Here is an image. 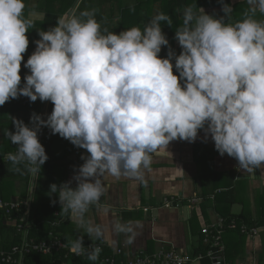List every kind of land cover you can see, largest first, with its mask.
<instances>
[{"label":"clouds","instance_id":"obj_1","mask_svg":"<svg viewBox=\"0 0 264 264\" xmlns=\"http://www.w3.org/2000/svg\"><path fill=\"white\" fill-rule=\"evenodd\" d=\"M219 2V18L184 7L174 36L179 54L163 32L161 22L172 25L163 12L119 34L104 28L95 10L65 12L55 26L38 30L22 82L27 33L44 14L28 10L26 0H0V106L21 96L53 104L46 119L33 112L29 124L12 120L15 131L4 136L17 147L6 159L15 173L35 178L49 159L38 138L42 128L84 149L72 180L51 184L48 195L90 239L115 246L113 237L125 234L133 243V222L94 223L86 214L107 193L106 175L143 180L152 155L174 140L192 143L203 131V141L210 137L242 172L264 169V19L256 16L264 17V0H246L248 10L234 23L232 6ZM69 244L93 264L102 252L87 251L83 236Z\"/></svg>","mask_w":264,"mask_h":264},{"label":"crops","instance_id":"obj_2","mask_svg":"<svg viewBox=\"0 0 264 264\" xmlns=\"http://www.w3.org/2000/svg\"><path fill=\"white\" fill-rule=\"evenodd\" d=\"M114 1L105 0L101 4L97 1L91 3L96 13L95 18L102 26L104 22H108L110 11L119 12V5ZM173 1L176 0H121V6L123 9L139 6L149 17L157 9L170 16L167 10ZM26 3L28 10H35L44 15L43 18L35 19V28H30L27 33L30 43L21 65L22 82L24 75L28 73V70L23 67V63L35 50L34 41L39 39L38 30H47L55 26L57 18L65 12L73 9L77 11L80 0L73 8H68L66 11L67 0H26ZM224 3L233 8L231 16L228 18L229 22L233 23L242 19L249 7L246 0H224ZM186 4L193 6L197 12H199V8H203L207 14L215 15L217 18L224 16L219 0H186ZM90 7L87 5L81 11H90ZM178 13L179 23L175 29L183 24V10ZM135 14L137 17L138 12ZM256 16L264 19L259 13ZM118 24L119 18H116L114 25L117 27ZM161 24L164 26L165 22H161ZM170 41L173 42L172 49L179 54L181 49L178 42L171 37ZM166 54L167 48H162L160 56L166 57ZM19 102V99H13L0 106L2 109L0 112V147H4L7 152L16 149L17 145L12 144L4 136V132L7 129L14 132L15 128H7L2 125L8 123L7 120L12 122L14 118L26 121L34 112L32 109H23L22 105L19 107ZM47 108L50 111V102H47L46 105L44 102L39 111L44 119L47 118ZM7 109L10 113H7ZM41 130L43 131L45 128ZM203 137L204 133L201 131L195 142L174 140L167 146L166 151L161 149L154 153L150 170H145L143 180L124 176L118 179L108 175L104 177L108 191L102 197L100 205L91 207L86 216L94 223L100 224H110L116 218L122 223L133 222L137 235L132 244L126 242L125 234L113 237L118 241L115 246H111L107 239L98 240L94 237L90 239L84 229L69 218L60 228L62 233L67 236L68 242L77 236H83V245L103 241L109 250L124 245L126 254L138 251L153 254L161 248H175L187 254H193L201 247V229L222 218L219 211H228L229 214H227L235 218L240 215L251 217L254 221L263 218L264 169H257L254 176L242 172L238 169V162L234 158L226 154L221 157L215 150L211 138L209 137L207 142H204ZM55 141L53 154L58 156V180L66 175L62 183L68 182L75 174L74 169H78L83 164L81 156L87 155V153L84 149H71L73 145L66 139L55 138ZM36 181L37 176L30 177L29 187H34V192ZM14 186L16 194L11 201L18 199L23 189V185L20 186L18 182ZM71 186L76 187L74 180ZM214 194L223 197L217 201L214 200ZM166 198H173L170 199L173 200V206L163 207V201ZM193 198H197L199 201L191 203L190 200ZM229 203H232L229 208L222 207ZM215 204H218L219 211L215 210ZM135 222H139L141 227H135ZM59 226V222L52 224L54 228ZM222 239L226 263L264 264V226L259 227L258 235L253 238L242 236L235 231H226Z\"/></svg>","mask_w":264,"mask_h":264},{"label":"trees","instance_id":"obj_3","mask_svg":"<svg viewBox=\"0 0 264 264\" xmlns=\"http://www.w3.org/2000/svg\"><path fill=\"white\" fill-rule=\"evenodd\" d=\"M96 1L101 4V2L105 0H80V3L77 8V12L81 11L83 7L90 5L89 8L90 11L94 10L91 3ZM106 1H114V0H106ZM78 0H67V4L65 6V11L68 10V8H73L77 4ZM114 2H117L119 7V12L115 13L110 11L109 13V19L108 22H104L103 27L106 28L108 31H113L116 34H119L120 32L129 29L131 27H143L144 25L148 24V21H150L153 16H155L160 11L157 9V11H153L154 14L147 16L139 6L130 7L127 9H123L121 6V0H115ZM157 2V1H155ZM172 7H175V9L170 8L167 10L170 13V18L172 20L171 27L164 25L162 26L163 32L166 34L167 38L170 40L171 38H174L175 34V27L177 23H179V11L183 10L184 7L188 6L186 4V0H176L173 1L170 4ZM63 6V3H62ZM99 6V5H98ZM159 7L161 5L159 4ZM136 12H138V15L136 17ZM98 14V12H97ZM100 17V16H99ZM149 17V18H148ZM116 18H119V24L116 27L114 25V20ZM148 18V20H147ZM170 45H173V42H169ZM19 104L23 106V109H32L35 113L39 114L41 105L43 106L44 102H40L37 100L36 102H30L28 98L21 96L19 98ZM50 102V101H49ZM47 102H45L46 105ZM53 104L50 102V111L52 112ZM0 107V112H1ZM7 113H10L9 109H7ZM49 109L47 108L46 114H50ZM8 123L3 124L2 126L5 127H13L14 125L11 121L7 120ZM25 124H29V119L24 121ZM44 134V135H43ZM38 138H41L40 142L43 143L42 145L45 147L46 154L48 155L49 159L46 161V163L42 166V171L37 174V181L35 184V192H34V203L32 206V220L34 223V227L31 228L29 235L31 238H33L36 241H40L46 237V235L49 232L54 233L63 243L70 245L67 236L62 233V230L60 229L61 226L68 220V216L61 212V206L57 202L55 205L52 204V200H58V197L53 194L51 197H49L48 193L50 190V185L55 183L57 185L61 184L64 180L66 175L61 180H58V170H59V163L58 156L54 155L53 153V147L56 144L55 138H61L58 134L56 136L52 135L50 130L48 128H45V130H41V134H38ZM73 150H79V148L75 147L74 145L71 147ZM6 149L4 147H0V161L4 159V157L7 156L9 152L5 151ZM14 150L10 152H14ZM11 164H3L0 167V199L3 201H11V199L15 196L16 190H15V183H20V186L23 185L22 192H20V195L18 197L19 200L23 201L28 193L29 184H30V177L27 174L21 175L18 173H15L11 170ZM64 167V166H63ZM61 169V168H60ZM57 182V183H56ZM223 196H217L214 194V200H217ZM232 203L227 204V206H222L229 208ZM218 204H215V210L219 211L220 208L217 207ZM221 207V208H222ZM61 212V213H60ZM227 212H220L219 214L222 217L223 220L226 222L230 221L231 219L235 220V223L237 225V229L233 230L236 233L248 237L245 234H242L239 230L240 226H246L247 228H257L264 226V217L258 218L256 221H254L251 217H247L246 215H240L236 216V218L231 215H228ZM55 222H59L60 226L58 228L52 227V224ZM64 229V227H63ZM250 238V237H249ZM18 237L15 235V230L11 226H7L4 223V220L0 218V250H8L12 246L16 245L18 243ZM100 241H95V243H98ZM91 244L87 243L86 245ZM116 249V248H115ZM119 250L122 251L121 256H115L116 262L121 261L124 259L126 255V249L124 245H121L118 247ZM198 249V251H200ZM204 249H202L200 252H203ZM114 252V250H109L106 245L103 248L102 253L99 256V259L95 262V264H100V260L104 257H109ZM146 253V252H145ZM195 253V252H194ZM148 254V253H147ZM25 264H93V261H90L87 258H69V260H64L61 255H55V256H49V257H43L38 255H31L26 258ZM203 264H209L207 260L203 261Z\"/></svg>","mask_w":264,"mask_h":264},{"label":"built area","instance_id":"obj_4","mask_svg":"<svg viewBox=\"0 0 264 264\" xmlns=\"http://www.w3.org/2000/svg\"><path fill=\"white\" fill-rule=\"evenodd\" d=\"M10 163L6 157L0 161V167L3 164ZM32 186L29 187L26 198L21 201L19 199L13 201H3L0 199V218L4 220L7 226H11L15 230V235L18 237V243L8 250H0V264H25L26 258L31 255H38L43 257L61 255L64 260L69 258H87L86 255H76L70 250V246L63 243L54 233L49 232L46 237L40 241H36L30 237L29 232L34 227L32 220V206L34 203V191ZM173 199V198H170ZM164 199L163 207L168 208L173 206V200ZM199 200L193 198L191 203H197ZM237 229L234 219L226 222L222 218L211 225L204 226L201 231V250L198 248L195 253L187 254L182 250L175 248H161L153 254H147L144 251L135 253H128L121 261L115 260V256H121L122 251L118 248L109 257H104L100 260V264H192L194 260L199 258L198 264H203L207 260L209 264H228L225 262L223 244V234L226 231H233ZM242 234L250 238L256 237L259 233L257 228H247L240 226ZM99 246L105 247V243L100 241L98 243H91L84 245V247ZM102 253V252H101ZM100 253V254H101ZM239 264H245L240 262Z\"/></svg>","mask_w":264,"mask_h":264},{"label":"bare ground","instance_id":"obj_5","mask_svg":"<svg viewBox=\"0 0 264 264\" xmlns=\"http://www.w3.org/2000/svg\"><path fill=\"white\" fill-rule=\"evenodd\" d=\"M39 140H41V138H39Z\"/></svg>","mask_w":264,"mask_h":264}]
</instances>
